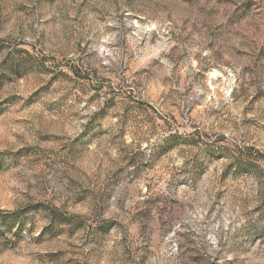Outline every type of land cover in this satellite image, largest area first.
Instances as JSON below:
<instances>
[{
    "label": "rangeland",
    "instance_id": "1",
    "mask_svg": "<svg viewBox=\"0 0 264 264\" xmlns=\"http://www.w3.org/2000/svg\"><path fill=\"white\" fill-rule=\"evenodd\" d=\"M0 264H264V0H0Z\"/></svg>",
    "mask_w": 264,
    "mask_h": 264
}]
</instances>
